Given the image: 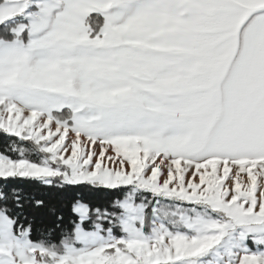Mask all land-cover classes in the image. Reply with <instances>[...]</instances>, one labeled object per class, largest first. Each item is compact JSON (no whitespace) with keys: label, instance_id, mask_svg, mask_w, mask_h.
<instances>
[{"label":"snow or ice","instance_id":"snow-or-ice-1","mask_svg":"<svg viewBox=\"0 0 264 264\" xmlns=\"http://www.w3.org/2000/svg\"><path fill=\"white\" fill-rule=\"evenodd\" d=\"M0 264H264V0H0Z\"/></svg>","mask_w":264,"mask_h":264},{"label":"trees","instance_id":"trees-1","mask_svg":"<svg viewBox=\"0 0 264 264\" xmlns=\"http://www.w3.org/2000/svg\"><path fill=\"white\" fill-rule=\"evenodd\" d=\"M3 145V136H0V146Z\"/></svg>","mask_w":264,"mask_h":264}]
</instances>
